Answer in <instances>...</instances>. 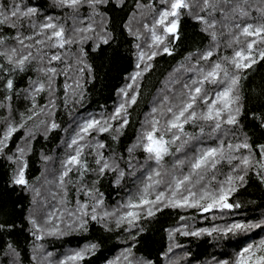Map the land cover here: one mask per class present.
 Wrapping results in <instances>:
<instances>
[{"label": "trees", "instance_id": "obj_1", "mask_svg": "<svg viewBox=\"0 0 264 264\" xmlns=\"http://www.w3.org/2000/svg\"><path fill=\"white\" fill-rule=\"evenodd\" d=\"M188 2L189 7L180 11L176 36L167 35L157 46L151 29L158 13L167 8L162 0L85 2L75 9L58 0H0L6 10L15 4L22 11L35 9L33 15L16 20V27L0 25V52L17 49L13 63L0 55V138L9 126L18 129L0 151V264H234L245 248L264 241V156L260 152L264 145V59L259 57L264 44L254 45L252 56L257 62L251 67L237 70L231 63L236 51L244 49L247 54V43L256 39L241 35V28L264 24V0L220 2L215 10L206 11H201L202 0ZM235 7L247 15L233 12ZM197 16L214 27L205 30L206 24ZM49 18L63 27L73 43L51 47L47 33L38 34ZM89 25L93 30L80 31ZM155 30L163 35L160 26ZM17 36L32 37L24 39V45L32 47L21 45ZM36 40L45 43L36 44ZM165 46L171 54L163 51ZM29 51L35 58L21 70L15 60ZM209 51L211 57L203 59ZM152 52L157 55L148 59ZM53 54L61 60L49 64ZM216 63L227 69L229 78L239 76L233 93L238 97L233 108L240 109L237 124H223L213 131L209 122H190L183 134L178 133L180 139L168 144L162 160L150 158L143 136L151 130V121L159 120L163 128L171 118L167 108L186 99L192 81L202 79ZM147 65L151 67L145 71ZM49 67L57 69L51 80L43 71ZM136 72L141 75L133 81ZM9 79L11 89L7 88ZM226 83H205L204 88L214 98ZM40 84L44 89L36 91ZM133 95L135 103L130 102ZM121 104L125 115L111 119ZM196 110L206 111V106L198 101ZM32 112L38 115L27 119ZM125 117L127 124L121 127ZM90 120L100 121L108 131L81 133ZM53 123L57 127L52 128ZM78 133L84 136L82 140ZM73 139L82 147L84 167L72 166L61 186L66 161L75 155L77 145L70 147ZM165 139L172 141V133H166ZM244 142L250 147L233 150L234 159L209 168L193 189L215 192L221 186L234 187L228 196L232 208L204 212L198 207L161 206L151 216L141 211L134 225L127 221L118 225L120 217L131 210L129 202H137L151 183L149 176L159 171L166 182L182 178L192 172L191 163L203 149L221 143L227 149L229 144ZM245 157L248 165L242 163ZM104 162L109 167L101 173ZM21 168L26 185L13 183ZM166 188L167 183L159 185L148 198L154 199L156 192ZM98 201L97 220H92ZM81 205L88 206L87 216L77 211ZM105 212L111 215L105 217ZM235 223L259 226L223 231ZM81 252L82 259H69Z\"/></svg>", "mask_w": 264, "mask_h": 264}, {"label": "snow or ice", "instance_id": "obj_2", "mask_svg": "<svg viewBox=\"0 0 264 264\" xmlns=\"http://www.w3.org/2000/svg\"><path fill=\"white\" fill-rule=\"evenodd\" d=\"M58 2L69 8H77L82 3H88L89 5H96L100 3H106L107 0H58ZM162 2L167 4V8L160 11L158 13V19L154 21L152 32V39L154 44L159 46L163 44L164 38L167 35L176 36L178 29V21L180 16V11L182 9H187L189 7L188 0H162ZM230 3L231 0H202L203 8L201 11H206L208 9L215 10L218 6V3ZM233 12H239L241 15H247V12L243 11V9L239 7H235L232 9ZM35 13V9L28 8L26 11H22L18 4L13 5L10 10H6L4 7H0V25L8 24L10 27H16V20L21 17H26L33 15ZM15 18V19H13ZM196 19L206 24L207 28H213L214 23H209L205 17L197 16ZM156 26H160L162 29L163 35H158L156 32ZM147 27V26H146ZM240 28V25H237ZM93 30L92 26L89 25L88 29H80V31H90ZM46 35V40L51 42V47H59L64 48L66 44L73 43L71 38L65 36V31L62 26H58L57 24L51 22V18L49 21L41 25L40 27V35ZM240 34L244 37H256V39L251 40L247 43V54H245V50L241 49L235 52L234 57L231 60L232 65L235 69H245L252 66V64L256 63V59L252 56V51L254 45L264 44V24L259 26H253L252 24H247L242 27L240 30ZM18 42L21 45H24V39H32V37L20 38L16 37ZM212 38L215 40L216 34L212 33ZM238 40V37H237ZM103 42L107 43V38H103ZM0 43H3L0 40ZM36 44H44L45 40H36ZM25 47H32L31 45H24ZM164 52H169L167 46L163 48ZM169 54H171L169 52ZM0 55L7 56L8 62L13 63V58L17 55V49L13 48L9 52H0ZM156 52H152L148 59H152ZM212 52L209 51L202 56L203 59H208L211 57ZM145 54H140V59H144ZM259 57L264 59V50L259 52ZM33 53L29 51L27 55L21 56L18 60H15L16 66L23 70V67L26 62H29L30 59H34ZM61 60V56L58 54H53L48 60V63L51 64L53 61ZM140 65L137 64V68ZM151 65H147L145 67V71L150 68ZM46 75H49V80L52 79L57 74V69L55 67H49L44 69ZM223 73V76H221ZM140 72L134 73L131 77L133 81L136 80L138 76H140ZM222 90L217 91L214 94V98L209 96L208 90L204 88L205 83L213 84V85H221L225 84ZM239 82V76H232L229 78V73L227 69L222 68L220 63H216L211 71H208L202 75V79L192 81V87L189 89L188 93H186V99L181 100L177 105L170 106L167 108V112L171 113V118L166 121V124L163 128L159 127L160 121L153 120L151 121V130L144 133L143 139L146 141L143 144L144 150L149 154L150 158H154L157 162L163 159L164 155L168 153V144L170 142H174L175 140L180 139L179 134H183L184 125L190 122H196L198 120H203L209 122L212 126L213 131H218L222 128L223 124L227 125H235L237 124V117L240 113V109L238 107L233 108V105L238 101V97L234 96V90ZM13 87L12 80L7 81V88L11 89ZM186 87H188L186 85ZM44 89V85L40 84L39 88L36 91H42ZM125 95H127L125 93ZM136 97L133 95L130 98L131 103H135ZM201 102L206 106V111L198 113L197 103ZM176 109L175 111L173 109ZM43 111V109H41ZM155 112L156 109H153ZM126 113L125 106L121 104L117 109L115 114L111 117V119L115 120L124 116ZM38 115L36 112H32V115H29L27 119H32L33 116ZM127 124L126 117L123 119V123ZM23 127V124L20 125ZM52 128L57 127L55 123L51 125ZM96 129L98 131L104 132L108 131V127L100 126V121L90 120L86 122L80 132L83 134H89L90 130ZM18 129L13 126H9L7 131L4 133L3 138H0V151H3L5 147H7V141L11 138L12 134L16 132ZM203 131V129H201ZM172 133V141L166 140V133ZM159 133V134H158ZM78 137L80 140L84 138L83 135L78 133ZM77 145L75 149V155H72L66 161L65 171L60 177V184L63 186L64 177L68 175V172L72 170V166L84 167L81 163L80 157L82 155V147L79 146L78 140L73 139L71 145ZM103 147V145H100ZM247 142L243 144L236 145H227V149L223 143L218 145L217 147H209L203 149L201 153L194 158L191 163L192 172L189 175L183 176L182 178H174L171 181L166 182L162 177L161 173L157 171L154 175L148 177V180L151 182L147 184L143 191L141 192L139 199L137 202H129L127 207L131 210L127 211L124 215L120 217L117 221L118 225L124 221H127L129 225H134L135 221L140 218L141 211L145 212L147 215H154L155 211H159L160 207H198L202 211L207 212L212 208H232L233 205L228 203V196L230 192L235 191L234 187H230L225 189L223 186L219 188L218 191L211 190H202L200 192L194 191L193 189L197 184L200 183L204 179V173L209 168H215L216 164H218L221 160L224 159H234L235 157L231 156V152L233 150H239L240 148H249ZM21 153L23 149H20ZM261 155L264 156V145L260 146ZM97 164L101 163V160L96 161ZM244 165L249 164V159L245 157L242 160ZM109 165L107 162H104L102 167L100 168V172L108 168ZM264 168V165H261ZM159 177V179H157ZM195 177V179H193ZM239 180H243V176L237 177ZM232 178L229 177L228 183L231 184ZM13 183L17 185H26L27 181L24 177V170L21 168L18 174L14 177ZM167 183V188L164 191H159L155 193L154 199H149L148 197L153 194L154 188L158 187L161 184ZM201 201H205V203H201ZM101 203L97 202L96 206L92 208V220H97L96 207ZM237 207L239 205H236ZM87 205H81L77 211H80L82 216H87L89 213L86 211ZM111 215V213H104V216ZM35 226V221H32ZM258 227L259 225H246L241 223H235L229 226L227 229H224L225 232H236L243 231L249 227ZM83 227V223L81 224ZM206 231V230H205ZM212 231H217V229H213ZM187 234V233H185ZM200 233H192V235H199ZM211 234V233H209ZM39 238V237H38ZM92 248L95 245L91 246ZM84 253H77L72 257H69L71 260H78L83 258ZM227 264V262H225ZM234 264H264V241H261L259 245L255 247L245 248L242 252L239 253L238 258L235 260Z\"/></svg>", "mask_w": 264, "mask_h": 264}, {"label": "bare ground", "instance_id": "obj_3", "mask_svg": "<svg viewBox=\"0 0 264 264\" xmlns=\"http://www.w3.org/2000/svg\"><path fill=\"white\" fill-rule=\"evenodd\" d=\"M147 50V49H146ZM135 57V56H134ZM44 108V107H43ZM54 110H55V108H54ZM46 115V114H45ZM48 117V116H47Z\"/></svg>", "mask_w": 264, "mask_h": 264}]
</instances>
